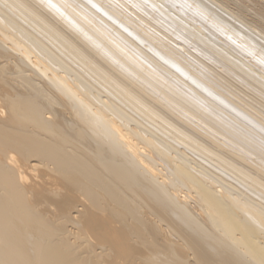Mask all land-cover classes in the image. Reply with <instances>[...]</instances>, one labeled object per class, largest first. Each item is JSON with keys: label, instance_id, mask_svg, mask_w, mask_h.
Masks as SVG:
<instances>
[{"label": "bare ground", "instance_id": "6f19581e", "mask_svg": "<svg viewBox=\"0 0 264 264\" xmlns=\"http://www.w3.org/2000/svg\"><path fill=\"white\" fill-rule=\"evenodd\" d=\"M0 264H264V0H0Z\"/></svg>", "mask_w": 264, "mask_h": 264}, {"label": "rangeland", "instance_id": "374dc122", "mask_svg": "<svg viewBox=\"0 0 264 264\" xmlns=\"http://www.w3.org/2000/svg\"><path fill=\"white\" fill-rule=\"evenodd\" d=\"M212 1V0H211ZM209 4V3H208ZM210 5V4H209ZM215 13L219 14L218 11H216ZM204 14H206V12H204ZM214 13H211L210 17L213 18ZM205 17L207 18L208 16L205 15Z\"/></svg>", "mask_w": 264, "mask_h": 264}]
</instances>
